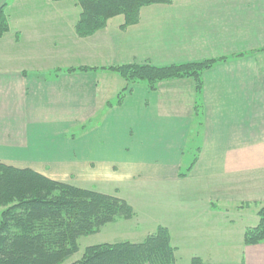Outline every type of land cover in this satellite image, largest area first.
<instances>
[{
  "label": "crops",
  "instance_id": "1",
  "mask_svg": "<svg viewBox=\"0 0 264 264\" xmlns=\"http://www.w3.org/2000/svg\"><path fill=\"white\" fill-rule=\"evenodd\" d=\"M3 5L0 164L78 188L117 186L125 200L188 185L192 202H264V0H171L141 9L131 26L111 19L87 39L73 32L80 14L73 2ZM90 53L89 64L55 60ZM212 59L225 60L203 73L200 93L191 79L126 87L108 70ZM193 138L196 160L179 182ZM245 257L264 264V246Z\"/></svg>",
  "mask_w": 264,
  "mask_h": 264
},
{
  "label": "trees",
  "instance_id": "2",
  "mask_svg": "<svg viewBox=\"0 0 264 264\" xmlns=\"http://www.w3.org/2000/svg\"><path fill=\"white\" fill-rule=\"evenodd\" d=\"M52 1H70L78 6L80 14L75 34L87 38L116 17L124 18L123 27L136 24L141 9L167 5L171 0ZM8 31L6 5H3L0 7V38ZM224 60L162 67L128 64L112 66L108 70L119 76L126 87L144 82L154 90L163 81L191 79L200 93L203 73ZM80 70L86 72L94 68ZM132 217L133 209L124 199L55 182L28 169L0 164V264H64L78 252L79 238L97 234L118 219L129 221ZM258 217L256 235L248 237L252 244L264 241V208L258 210ZM73 264L180 263L168 232L159 228L140 242L122 241L87 247ZM190 264L202 263L193 260Z\"/></svg>",
  "mask_w": 264,
  "mask_h": 264
},
{
  "label": "rangeland",
  "instance_id": "3",
  "mask_svg": "<svg viewBox=\"0 0 264 264\" xmlns=\"http://www.w3.org/2000/svg\"><path fill=\"white\" fill-rule=\"evenodd\" d=\"M75 25L73 27L74 33ZM90 55L94 58L93 53H90L85 58H75L72 55L68 58L61 55L62 57H55V60L61 64L59 67H68L79 60L81 63H87ZM81 68L91 69L95 67L82 66ZM69 70H75V68H69ZM199 112L201 111L198 108L195 119L198 124H200ZM190 143L189 146L193 147L191 149L193 151L184 156L186 163L184 162L183 168L179 170V180H183L179 182L189 180L184 178H187L196 160L195 147L198 142L196 138H193ZM81 189L107 194L115 192L113 196L123 198L117 196L118 192H122L117 186L86 185ZM164 189L165 187L149 188L142 191L140 195H135L133 192L132 197L128 196L129 200H126L133 209L132 219L129 221L118 219L113 224L102 228L97 234L79 238L77 241L78 252L64 264H73L78 261L87 247L122 241L140 242L159 228L166 229L178 260L183 264L193 260L202 264H245V253L248 248H254L258 245L264 246V241L252 244L249 243L248 238L251 235H256L255 229L260 222L258 210L264 208V202L223 204L208 199L192 202L189 197L188 185L175 187V190L172 189L174 192ZM237 189L238 187H230V190ZM149 191L153 192L149 193ZM200 193L208 196L205 190ZM188 202L194 206L188 205Z\"/></svg>",
  "mask_w": 264,
  "mask_h": 264
}]
</instances>
